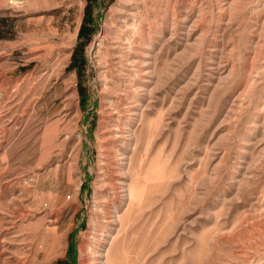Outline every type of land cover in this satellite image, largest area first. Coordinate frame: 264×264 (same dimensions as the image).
<instances>
[{
    "label": "rangeland",
    "instance_id": "374dc122",
    "mask_svg": "<svg viewBox=\"0 0 264 264\" xmlns=\"http://www.w3.org/2000/svg\"><path fill=\"white\" fill-rule=\"evenodd\" d=\"M0 264H264V0H0Z\"/></svg>",
    "mask_w": 264,
    "mask_h": 264
},
{
    "label": "trees",
    "instance_id": "16d2710c",
    "mask_svg": "<svg viewBox=\"0 0 264 264\" xmlns=\"http://www.w3.org/2000/svg\"><path fill=\"white\" fill-rule=\"evenodd\" d=\"M86 1L87 3L91 2V0H86ZM88 16H89L88 7H86V15L84 16V19L82 20V23L77 32V40L79 41L84 40L86 42L90 37ZM81 50H82L81 46L78 45L75 47L73 54L71 56V63H70L71 68H77L78 70L82 68L83 59L81 56Z\"/></svg>",
    "mask_w": 264,
    "mask_h": 264
},
{
    "label": "bare ground",
    "instance_id": "6f19581e",
    "mask_svg": "<svg viewBox=\"0 0 264 264\" xmlns=\"http://www.w3.org/2000/svg\"><path fill=\"white\" fill-rule=\"evenodd\" d=\"M112 139L114 140H120V139H124L123 137H122V134H118V133H113L112 134ZM119 142V141H118Z\"/></svg>",
    "mask_w": 264,
    "mask_h": 264
}]
</instances>
